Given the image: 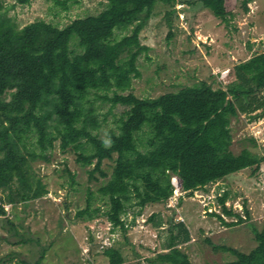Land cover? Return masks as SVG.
Returning a JSON list of instances; mask_svg holds the SVG:
<instances>
[{"label": "trees", "instance_id": "obj_1", "mask_svg": "<svg viewBox=\"0 0 264 264\" xmlns=\"http://www.w3.org/2000/svg\"><path fill=\"white\" fill-rule=\"evenodd\" d=\"M250 1L241 0L244 11ZM201 2L221 21L230 22L228 0ZM159 3L170 25L178 0H105L97 13L63 26L42 18L20 26L0 0V216L7 213L5 204L47 192L32 162L49 161L56 141L62 151H73L81 165L91 166L90 180L106 178L97 189L107 205L103 212L123 231L129 208L138 207L139 214L146 204L173 195V176L179 177L181 191L191 195L233 172L259 169L264 157L249 147L232 150L230 124L238 112L260 108L252 118L263 115L264 49L235 63L234 77L225 86L201 79L157 96H138L130 90L133 77L140 75L138 56L149 48L140 33ZM116 31L126 32L117 36ZM98 99L125 107L107 138L98 133ZM106 159L113 161L110 173L103 166ZM92 196L88 191L79 216L99 211L100 207L91 209ZM227 198V191L218 197L221 210L236 220L226 221L214 212L222 222L234 225L250 218L247 207L241 215L226 205ZM176 225L179 232L169 235L166 250L151 257V263L192 264L179 246L189 240V229L182 221ZM250 226L256 244L249 251L214 245L234 254L226 264H264V227ZM103 253L108 264L124 261L115 245ZM42 259L43 250L28 264H41Z\"/></svg>", "mask_w": 264, "mask_h": 264}, {"label": "rangeland", "instance_id": "obj_2", "mask_svg": "<svg viewBox=\"0 0 264 264\" xmlns=\"http://www.w3.org/2000/svg\"><path fill=\"white\" fill-rule=\"evenodd\" d=\"M57 1L20 4L5 0V4L20 26L38 18L63 26L105 6V0H65V5ZM228 6L233 14L225 23L201 0H178L169 25L165 6L157 4L140 33L149 48L138 56L140 75L133 77L130 90L138 96H157L201 79L225 86L234 77L235 63L264 49V0H251L247 11L241 0H228ZM123 32L116 31V35ZM96 105L102 123L98 133L107 138L125 107L101 99ZM260 110L238 112L231 118L233 151L249 147L264 157V109L261 117L252 118ZM112 162L106 159L103 164L109 173ZM32 167L47 192L26 202L5 204L7 213L0 216V264H28L42 250L41 264H108L103 249L109 245L120 248L124 256L120 264H167L149 259L166 250L169 235L179 232L178 221L190 232L189 240L179 246L192 264H226L234 254L215 244L249 251L256 244L250 223L258 230L264 227V158L256 171L247 167L233 172L191 195L178 190L167 200L146 204L139 214L138 207L129 208L124 216L126 231L114 228L104 215L107 205L97 189L106 178L90 180L87 170L91 166L81 165L73 151H62L56 141L50 160L36 159ZM88 191L93 192L91 209H100L91 217L87 213L79 216L78 211L86 207ZM224 191L228 192L226 205L241 215L247 207L250 218L227 225L213 214L221 213L226 221L236 220L221 210L218 197Z\"/></svg>", "mask_w": 264, "mask_h": 264}, {"label": "built area", "instance_id": "obj_3", "mask_svg": "<svg viewBox=\"0 0 264 264\" xmlns=\"http://www.w3.org/2000/svg\"><path fill=\"white\" fill-rule=\"evenodd\" d=\"M172 182H173V184H174V186H175V188H174V192L177 193L178 190H179V191L181 190V189H180L181 181H180V179H177L176 176H173V177H172Z\"/></svg>", "mask_w": 264, "mask_h": 264}]
</instances>
